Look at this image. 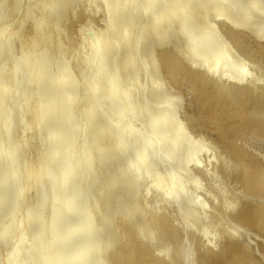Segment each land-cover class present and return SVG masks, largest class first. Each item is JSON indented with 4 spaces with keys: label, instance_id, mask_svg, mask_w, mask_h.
<instances>
[{
    "label": "bare ground",
    "instance_id": "obj_1",
    "mask_svg": "<svg viewBox=\"0 0 264 264\" xmlns=\"http://www.w3.org/2000/svg\"><path fill=\"white\" fill-rule=\"evenodd\" d=\"M0 264H264V0H0Z\"/></svg>",
    "mask_w": 264,
    "mask_h": 264
}]
</instances>
